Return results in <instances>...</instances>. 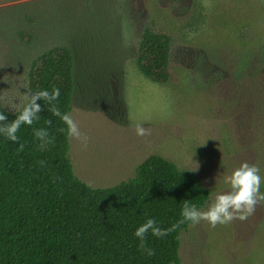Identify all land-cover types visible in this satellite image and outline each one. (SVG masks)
Instances as JSON below:
<instances>
[{"label":"rangeland","instance_id":"374dc122","mask_svg":"<svg viewBox=\"0 0 264 264\" xmlns=\"http://www.w3.org/2000/svg\"><path fill=\"white\" fill-rule=\"evenodd\" d=\"M211 3L0 0L2 104L23 108L32 62L68 46L75 58L71 115L90 137L87 149L70 140L75 173L93 187L111 186L157 154L181 170L195 168L210 191L206 209L242 162L264 176V0ZM147 26L172 38L166 83L138 67ZM137 123L151 135L137 136ZM180 257L181 264H264V205L243 222L190 225Z\"/></svg>","mask_w":264,"mask_h":264},{"label":"trees","instance_id":"16d2710c","mask_svg":"<svg viewBox=\"0 0 264 264\" xmlns=\"http://www.w3.org/2000/svg\"><path fill=\"white\" fill-rule=\"evenodd\" d=\"M171 46L169 34L150 26L143 30L137 64L151 80L169 81ZM74 64L68 46L47 49L31 64L29 89L58 87L57 106L71 113ZM38 103L44 111L33 125L21 126L17 142L0 134V264H181V236L190 224L163 238L149 233L146 246L155 250L153 256L138 248L134 231L148 218L170 228L181 219L186 201L202 209L210 191L199 176L153 154L137 165L133 176L93 187L74 171L66 125L46 102ZM21 110L5 109L0 93V112L9 122ZM41 128L54 137L44 151L34 135Z\"/></svg>","mask_w":264,"mask_h":264},{"label":"clouds","instance_id":"9594fccd","mask_svg":"<svg viewBox=\"0 0 264 264\" xmlns=\"http://www.w3.org/2000/svg\"><path fill=\"white\" fill-rule=\"evenodd\" d=\"M202 3L205 9L212 7L211 0H202ZM194 35L196 33H190L189 38ZM25 88H27V85H25ZM60 94V89L55 86L51 91L39 90L33 92L28 89L25 96L27 103L15 119L9 122L7 115L0 112V134L13 142H17L19 139L17 133L21 126H31L39 120L38 114L44 111V107L38 101H44L49 106L48 110L54 116L59 117L66 125L67 137L70 140L78 141L82 148L87 149L90 137L81 130L80 125L73 119L71 113L60 111L57 106ZM46 123L50 125L52 122L47 120ZM64 130L61 129V131ZM135 133L140 137L151 135L150 129L145 128L142 123L135 125ZM34 135L40 142L38 147L41 151L46 150L50 144L54 143V137L50 136L47 129H37ZM23 148L24 145L20 144L19 150L22 151ZM43 163L41 161V164ZM192 170H195V168ZM225 182L229 186L228 189L216 193L206 209H200L195 204L186 201L181 209V219L170 228H161L156 220L148 218L134 231V236L140 241L138 248L146 255L153 256L155 250L146 246V238L149 233L152 236L163 238L185 223L195 226L201 222H206L215 228L217 225H227L235 220L243 222L256 213L258 205H264V192H261L264 176L260 174V168L256 164L247 161L242 162L230 175L225 177Z\"/></svg>","mask_w":264,"mask_h":264}]
</instances>
